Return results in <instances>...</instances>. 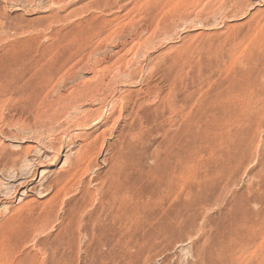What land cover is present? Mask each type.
Segmentation results:
<instances>
[{"label":"rangeland","instance_id":"obj_1","mask_svg":"<svg viewBox=\"0 0 264 264\" xmlns=\"http://www.w3.org/2000/svg\"><path fill=\"white\" fill-rule=\"evenodd\" d=\"M0 264H264V0H0Z\"/></svg>","mask_w":264,"mask_h":264}]
</instances>
